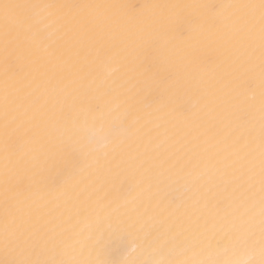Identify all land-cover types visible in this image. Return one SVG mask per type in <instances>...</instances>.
Returning a JSON list of instances; mask_svg holds the SVG:
<instances>
[{
  "label": "snow or ice",
  "instance_id": "snow-or-ice-1",
  "mask_svg": "<svg viewBox=\"0 0 264 264\" xmlns=\"http://www.w3.org/2000/svg\"><path fill=\"white\" fill-rule=\"evenodd\" d=\"M0 264H264V0H0Z\"/></svg>",
  "mask_w": 264,
  "mask_h": 264
},
{
  "label": "bare ground",
  "instance_id": "bare-ground-1",
  "mask_svg": "<svg viewBox=\"0 0 264 264\" xmlns=\"http://www.w3.org/2000/svg\"><path fill=\"white\" fill-rule=\"evenodd\" d=\"M131 2H134V3H144V2H146V0H131Z\"/></svg>",
  "mask_w": 264,
  "mask_h": 264
}]
</instances>
